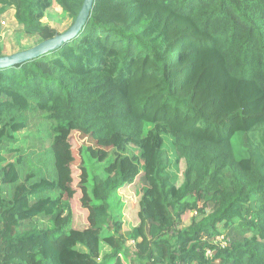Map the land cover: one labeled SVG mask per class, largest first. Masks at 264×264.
I'll return each mask as SVG.
<instances>
[{
  "label": "trees",
  "instance_id": "1",
  "mask_svg": "<svg viewBox=\"0 0 264 264\" xmlns=\"http://www.w3.org/2000/svg\"><path fill=\"white\" fill-rule=\"evenodd\" d=\"M83 1L18 0L15 19L38 44L62 33L43 21L51 7L60 6L72 25ZM35 110L53 124L44 153L58 179L38 169L18 182L12 164L0 162V264H125L124 257L131 264H264V0H94L74 38L0 69V150ZM158 125L169 129L184 161L180 183L156 133L146 150L141 225L126 233L111 209L139 170L122 156L101 183L83 173L88 226L73 227L70 202L51 195L72 174L73 130L120 147ZM4 183L14 186L11 198ZM192 210L201 219L183 227ZM38 218L45 227H28ZM220 227L235 234L225 247L212 243Z\"/></svg>",
  "mask_w": 264,
  "mask_h": 264
},
{
  "label": "rangeland",
  "instance_id": "2",
  "mask_svg": "<svg viewBox=\"0 0 264 264\" xmlns=\"http://www.w3.org/2000/svg\"><path fill=\"white\" fill-rule=\"evenodd\" d=\"M18 0H0V46L5 55L13 54L25 48L36 45L38 36L26 34L22 26L15 21V11L17 10ZM43 21L52 27L64 32L71 25L72 20L66 15L58 5L51 7ZM4 22V24H3ZM211 63L218 64L214 57H208ZM237 105L244 101V92L238 90L233 96ZM218 106H222L221 100L217 101ZM27 127L16 134V141L6 143L0 150V162L2 164L11 163L15 172V178L18 182L24 177L38 169L48 179L57 180V171L55 160L52 156L44 153L52 144L53 124L47 116V113L39 110L27 112ZM159 133L163 138V149L169 164V172L172 181L179 184L184 170V161L176 151L175 140L169 129L163 125L152 128L144 140L136 141L126 138L120 147H115L111 142L94 140L88 133L73 130L71 135L72 151L74 161L71 164L72 174L70 178L62 182L61 187L52 192L51 195L56 198L63 194L64 199L71 204L74 221L73 227L84 228L88 226V211L82 206V175L87 173L91 183L103 182L116 168L118 160L122 156H129L138 166L136 175L121 188L111 200V209L113 213L120 217L124 223V231L130 232L134 227L142 223L141 207L142 199L148 188L147 173V147L151 137ZM236 153L238 157L245 156L243 147L244 136L239 134L236 137ZM15 147L18 154H11L9 150ZM24 158L22 164H18L17 159ZM4 195L11 198L14 186L9 183L3 184ZM209 210V209H208ZM202 215L197 210L187 211L183 216V227L199 221ZM38 225L45 227L46 219L38 218L28 223V227ZM221 235L213 239L214 245H219V240L234 233L224 230L220 227ZM226 242V240H225ZM126 248L133 252L134 243L132 240L126 242ZM110 249L103 245V252H109ZM131 254V253H130ZM125 264H131L128 258L124 257Z\"/></svg>",
  "mask_w": 264,
  "mask_h": 264
},
{
  "label": "water",
  "instance_id": "3",
  "mask_svg": "<svg viewBox=\"0 0 264 264\" xmlns=\"http://www.w3.org/2000/svg\"><path fill=\"white\" fill-rule=\"evenodd\" d=\"M94 0H84L81 10L77 15L73 24L64 32L55 35L54 37L41 41L25 50H21L9 55L0 56V69L19 65L23 62L37 58L47 52L53 51L74 38L85 26Z\"/></svg>",
  "mask_w": 264,
  "mask_h": 264
},
{
  "label": "built area",
  "instance_id": "4",
  "mask_svg": "<svg viewBox=\"0 0 264 264\" xmlns=\"http://www.w3.org/2000/svg\"><path fill=\"white\" fill-rule=\"evenodd\" d=\"M4 24V22H3ZM226 240V242H225ZM220 243H218L219 245L218 246H222V247H225L227 245V242L228 240L226 238H223L222 240H219ZM207 255L211 256L213 254V251L211 249H208L207 252H206Z\"/></svg>",
  "mask_w": 264,
  "mask_h": 264
},
{
  "label": "crops",
  "instance_id": "5",
  "mask_svg": "<svg viewBox=\"0 0 264 264\" xmlns=\"http://www.w3.org/2000/svg\"><path fill=\"white\" fill-rule=\"evenodd\" d=\"M16 12V11H15ZM15 21H16V19H15ZM17 22V21H16ZM4 53V52H3Z\"/></svg>",
  "mask_w": 264,
  "mask_h": 264
}]
</instances>
